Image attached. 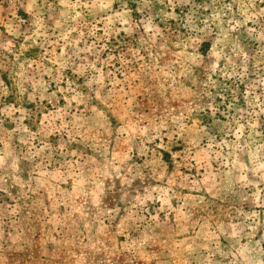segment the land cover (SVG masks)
<instances>
[{
	"label": "rangeland",
	"instance_id": "rangeland-1",
	"mask_svg": "<svg viewBox=\"0 0 264 264\" xmlns=\"http://www.w3.org/2000/svg\"><path fill=\"white\" fill-rule=\"evenodd\" d=\"M0 264H264V0H0Z\"/></svg>",
	"mask_w": 264,
	"mask_h": 264
}]
</instances>
